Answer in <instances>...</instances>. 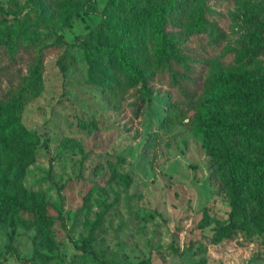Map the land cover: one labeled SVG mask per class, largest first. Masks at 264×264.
Returning <instances> with one entry per match:
<instances>
[{"label": "rangeland", "instance_id": "obj_1", "mask_svg": "<svg viewBox=\"0 0 264 264\" xmlns=\"http://www.w3.org/2000/svg\"><path fill=\"white\" fill-rule=\"evenodd\" d=\"M104 2L0 0V35L11 42L0 45V101L24 83L40 47L58 35L65 41L42 57L40 88L19 114L38 139L22 186L27 198H43L54 222L35 234V226L0 221V264H41L28 258L34 251L52 254L49 264H264L263 233L215 232L230 204L199 127L206 115L230 112L229 104L213 103L202 88L168 109L166 82L156 80L134 112L132 88L106 94L88 80L80 41ZM206 4L212 18L230 24L223 47L244 44L231 26L235 5ZM214 69L204 65L201 78ZM81 119L90 126L80 127ZM119 172L130 174L127 185Z\"/></svg>", "mask_w": 264, "mask_h": 264}, {"label": "trees", "instance_id": "obj_2", "mask_svg": "<svg viewBox=\"0 0 264 264\" xmlns=\"http://www.w3.org/2000/svg\"><path fill=\"white\" fill-rule=\"evenodd\" d=\"M206 1L105 0L100 20L80 41L87 78L106 94L132 88L134 112L156 80L166 82L168 109L191 101L202 88L213 103L226 101L230 112L220 109L206 115L199 127L230 204L228 220L217 225L215 232L225 236L241 227L264 237V0H228L236 8L231 26L245 40L238 48L223 47L230 24L212 18ZM4 11L0 5V15ZM182 36L194 43L183 44ZM64 42L58 35L40 47L24 83L0 101V221L35 226V234L50 226L54 216L45 212L43 198H27L22 186L38 139L21 125L19 114L26 99L40 88L42 57ZM4 44L11 45L8 35H0V45ZM206 64L215 69L201 78ZM77 124L88 127L91 121L81 119ZM114 177L123 185L130 180L128 172ZM51 257L34 251L28 258L49 264Z\"/></svg>", "mask_w": 264, "mask_h": 264}]
</instances>
